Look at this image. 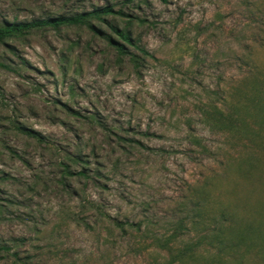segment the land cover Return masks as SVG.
I'll use <instances>...</instances> for the list:
<instances>
[{
    "label": "rangeland",
    "instance_id": "374dc122",
    "mask_svg": "<svg viewBox=\"0 0 264 264\" xmlns=\"http://www.w3.org/2000/svg\"><path fill=\"white\" fill-rule=\"evenodd\" d=\"M107 5L128 16L0 44V264H264V0H0V23Z\"/></svg>",
    "mask_w": 264,
    "mask_h": 264
},
{
    "label": "trees",
    "instance_id": "16d2710c",
    "mask_svg": "<svg viewBox=\"0 0 264 264\" xmlns=\"http://www.w3.org/2000/svg\"><path fill=\"white\" fill-rule=\"evenodd\" d=\"M102 14H117L119 16H128V14L121 9L114 10L112 6H103L98 7L91 11H83L71 15H57V16H50L44 19H37L32 21H4L0 23V44H4L9 40L10 38L14 36L21 35L27 31H30L32 29H38L41 27H52V28H59L63 25H81L85 24L86 22H89L91 17L95 18H101ZM113 29V32L121 39L123 40V44L119 42H115V45L117 49L123 53L129 54L128 46H135L131 32L129 30L125 31L122 29H118L116 27L111 26ZM138 50H140L143 54L149 55L148 51L145 50L143 47L136 46ZM133 55V54H132ZM1 66H7L2 63H0ZM28 133H32L28 131ZM118 227H120L123 231L126 230L124 225L117 224ZM221 231H219V236L215 237V235H206L203 238L204 239H210V240H218L220 244L224 242V238L221 235ZM8 252L9 247L5 244H0V252ZM14 256L18 257L19 255L17 253H13Z\"/></svg>",
    "mask_w": 264,
    "mask_h": 264
}]
</instances>
